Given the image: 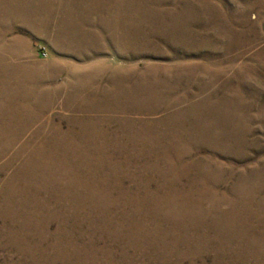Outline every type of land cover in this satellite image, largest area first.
Instances as JSON below:
<instances>
[{"label":"rangeland","instance_id":"rangeland-1","mask_svg":"<svg viewBox=\"0 0 264 264\" xmlns=\"http://www.w3.org/2000/svg\"><path fill=\"white\" fill-rule=\"evenodd\" d=\"M161 1L154 8L159 17L152 21L142 17L145 8L140 3L123 7L113 0H26L22 10L32 15V23L8 17L0 25V109L8 110L4 124H12L10 134H18L13 129L15 124H24L21 136L33 138L25 149L15 142L13 152L18 156L0 171V264H264V213L256 210L264 208L260 197L249 203L203 199L186 192L185 185L180 191H169L167 186L159 190L161 180L156 178L145 189L135 177L148 170L147 164L102 169L85 166L80 158L70 162L69 156H64L61 166L45 164L43 171L35 164L23 167L42 139L55 133L63 143H79L69 152L91 155L97 149L103 151L101 145L85 142L91 140L92 128L103 131L105 118L109 129L118 127L121 121L129 124L152 119L155 123L175 101L173 95L187 101L182 94L192 86L195 91L208 86L214 70L220 69L221 76L228 74L225 63L218 58L207 66V71L199 69L204 61L201 58L215 47L206 44L207 24L197 0ZM215 2L218 8H227L224 0ZM122 10L127 11L128 18L119 16ZM70 12L82 18H66ZM261 23L260 27L264 19ZM7 29L12 32L5 33ZM113 38L135 42L154 39L156 46L143 56H133L132 47L123 48L113 43ZM139 47L136 53L142 54ZM236 62L242 65L238 77L244 84L236 86L234 92L241 96L239 112L245 119L246 137L253 141L246 150V163H255L264 158V67L251 56ZM145 92L154 93L155 99L139 100ZM136 101L147 107L160 104L161 115H133L127 107L121 109L123 114L105 116L90 110L95 106H129ZM78 105L85 110L83 113L74 111ZM15 106L20 109L18 115L11 114ZM52 125H59V129L50 131ZM101 134V140L114 139ZM115 139L123 142L121 151L131 156L169 153L167 135L135 139V144L125 141V137ZM152 140H158L157 148H152ZM105 149L103 153L114 152L112 147ZM5 157L0 158V164ZM157 167L171 175L163 162ZM41 174L52 182L41 179ZM147 191L154 194L150 200H142ZM148 206L156 209L147 211ZM223 216L244 227L249 223L253 234L248 237L263 242L251 248L234 232L232 236L220 235L212 225L222 223Z\"/></svg>","mask_w":264,"mask_h":264},{"label":"bare ground","instance_id":"bare-ground-1","mask_svg":"<svg viewBox=\"0 0 264 264\" xmlns=\"http://www.w3.org/2000/svg\"><path fill=\"white\" fill-rule=\"evenodd\" d=\"M25 1L26 0H0V25H4L8 17H13L17 19L23 18V24L24 22L32 23L33 19L29 17L32 15H28L27 12H24L22 10L25 5L23 2ZM79 1L80 0H71L72 3H78ZM113 1L117 2L123 7L130 6L133 3H140L145 8L142 12V17L145 19H150L152 21L156 20L159 17V13L154 8H156L158 4L162 3L161 0ZM224 1L227 4V8L223 10L218 8L219 4H217L215 0H197L199 6L203 9V18L205 19V22L207 24V31L205 34L206 44L208 46L215 47V49L206 53L205 57L203 56V58H201L204 59V61L199 69L201 70L203 67V70L207 71V66H210L211 64L215 63V59L218 58V60H220V63H225L226 67L228 68V74H223V76H221L222 71L220 69L214 70L213 73H211V76L209 77L208 86L204 85L202 90L199 89L197 91H195V89H193L194 86H192V88H189V91H187V93L182 94V96L185 97L187 101H179L180 96L178 94H175V96L173 95L175 101L167 107L168 109L166 111V114L163 115L160 114L161 110L159 109H161L160 107H162L160 104L150 107H147L145 104L142 105V101H146L148 99L153 98L155 99L156 95L154 93L148 92H145L144 94L140 95L139 100H142L140 103L139 101H136L129 106L124 105L122 107H117L114 105L109 107H91L92 109L90 110H93L94 114H100L102 116L108 114H123V112H121V109H123L124 107L131 108V110L133 111L131 113L133 115L140 114L151 116L160 114L161 116H157L159 119L156 118V120L153 121L155 123H152V119L150 121L144 122H141L140 119H137L140 121H131L129 122V124L124 121H121L119 122L120 125L114 129L108 128V119L105 118V120L103 121V131L98 132V128H92L93 134L91 136V140H87L85 142L86 145L97 147L101 145L99 147L103 148V151L97 149L94 153H91V155L69 152L76 150L75 148L79 145V143L77 144V142H75L73 144L70 141L67 143H63L60 139V135H58V133H55V135H52L50 138L46 137L42 139L40 144L37 146L38 148L36 150L33 149L31 151V156H28L29 161H23L25 164L23 167H27V165L30 163L31 166L35 164V168H38L43 171L47 168L45 164L52 165L55 167L56 165L61 166V162L64 163V156H69L68 161L70 162L75 163L76 160L80 158L81 162H83L85 166H98L102 167V169H104L103 167H112L120 164H147L148 170H146L144 174L135 177V179L140 181V186L144 187L145 189L149 188L147 186L149 182L156 178L157 180H161L159 181L161 182L159 185V190L164 189V187L167 186L169 191H180L185 185L186 192H191L192 194L195 193L198 198L200 197L203 199L210 198L211 200L215 199L220 200L221 202H226L227 200H246L248 201V203L252 200H256V198L258 197H260V199H264V158L263 160L256 161L255 163H246L248 158L246 156V150L250 143H252L253 141L246 137L248 130L242 123L244 118L240 115L239 112V110L241 111L240 104H242L241 96L237 92H234V88L236 86H241L242 84H244L243 79H240L238 77L239 70L242 65L236 62L237 59L244 58L246 56H251V58H253L254 60L256 59V63L264 67V24L263 26L261 25L262 27H260V24H262L261 22L264 19V0ZM45 12L49 13V17L51 16L50 11ZM119 16L121 18H128L129 14L127 13V11L122 10ZM67 17L69 19H75L78 17L82 18V15H79L77 12H70L66 16V18ZM9 32H12V30L7 29L5 33L8 34ZM87 42L89 44L92 41L90 39V41L88 40ZM112 42L128 50H130V48L132 47L131 50L133 49L134 51V54H132L133 56H143L145 53H147L146 50L152 49L156 46L154 39L148 38H144L138 42L125 39L118 40L116 38H113ZM260 43H263V45L259 47ZM138 44H140L139 51L142 54L136 53ZM24 47H26V44ZM109 51L111 50L109 49ZM82 55L83 54L81 53V56ZM193 57H195V55H193ZM98 63L100 64L99 61ZM90 65H92V63ZM97 69L98 68H96V72ZM198 83L201 84L200 79H198ZM254 83L256 82L254 81ZM220 89H223L222 92L220 91ZM214 91H217V94H215ZM125 98L127 97L125 96ZM131 98L133 100L134 96ZM24 99L27 100V96H25ZM135 100H138V98L136 97ZM77 107L78 108L74 110L76 111V113H83V111H85L80 105H78ZM19 110L20 109L15 106L11 109V114L13 113L18 115L20 114ZM6 112H8V110L6 111L4 110V108L1 107L0 158L2 156H6V159L3 160L0 164V171H5L6 168L9 166L10 162L14 160L16 156H18L17 153L13 152L15 142H18L25 149L27 146H29V142H32L33 140L32 136H21L20 132L26 129L24 124L18 125V127L15 124L13 129H16V131H18V134L8 133L11 131L10 129H12L13 126L12 124H4V122L6 121L4 118ZM125 112L127 113L126 110ZM134 117L136 119V116ZM6 125H9L8 129L6 128ZM163 125H166V127H164ZM58 129L59 125H52L50 131H57ZM99 133H102L101 135L106 133L108 134V136L114 139L111 141H106L104 139L101 140L99 139L101 138ZM165 135H167L170 140L168 146H166L169 149V153L163 154L158 152L154 154L152 153L153 155H151L150 153H136V155L131 156L126 153H123L121 151L123 147H125L123 145V142L121 140L115 139L116 137H122V139L123 137H125V141L135 144V139L144 141L145 138H153ZM96 139L99 141V144L96 143ZM130 139H132V141ZM157 142L158 140H156L155 142L153 140L150 141L152 148H157ZM141 145L144 146L146 144L142 142ZM109 147H112V149H114V152L103 153L104 150H106L105 148ZM27 149H29V147ZM205 151H207V153ZM201 152L205 153L201 154ZM222 159L227 160V162L222 161ZM161 162L166 164V167L168 168L167 170L170 172L171 175H166L164 171L158 169L157 166ZM236 164H240V167ZM154 167L157 168L155 169ZM41 176V179L49 183L52 182V179H50L49 177H44L45 175L43 176L42 174ZM153 192H144L142 200L148 197L150 200V197L152 196V194H154ZM184 196L188 197V195L186 194H184ZM176 197L180 198L181 196L176 194ZM171 201H173V199ZM145 204L147 203L145 202ZM143 206L145 205L143 204ZM155 207L158 209V206ZM156 208L151 209L150 206H148L145 209L147 211L153 212ZM256 210L262 211V213H264V208L262 207L256 208ZM156 212L158 213L157 210ZM166 212L169 213V211ZM170 216L171 217L169 219H171V221L173 222L174 219L172 215ZM221 221L222 223L220 224H217L215 222L212 225L214 227L212 228L214 230H217L216 232L220 235L227 234L232 236V232H234V235L239 236L238 238L240 240L244 239V245L246 244V246H251V248L252 245H256L258 243L260 244L264 240H251V238L248 237L253 234V232H250L252 231V227L249 225V223H247L245 227L243 226L244 224L241 223L234 224V220L232 218H229L228 216H223ZM247 226H249L250 228H247ZM239 231H242L243 233L241 234L239 233ZM257 257L258 256L256 255V258Z\"/></svg>","mask_w":264,"mask_h":264}]
</instances>
